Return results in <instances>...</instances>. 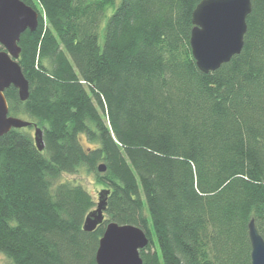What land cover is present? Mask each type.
Returning <instances> with one entry per match:
<instances>
[{
    "label": "trees",
    "instance_id": "16d2710c",
    "mask_svg": "<svg viewBox=\"0 0 264 264\" xmlns=\"http://www.w3.org/2000/svg\"><path fill=\"white\" fill-rule=\"evenodd\" d=\"M22 1L39 12L19 42L29 98L5 96L45 148L33 126L0 136V254L97 264L116 222L146 232L143 264H251L252 220L264 238V0H252L241 54L208 74L190 45L202 0ZM82 168L111 191L90 233L97 202L62 181Z\"/></svg>",
    "mask_w": 264,
    "mask_h": 264
},
{
    "label": "water",
    "instance_id": "95a60500",
    "mask_svg": "<svg viewBox=\"0 0 264 264\" xmlns=\"http://www.w3.org/2000/svg\"><path fill=\"white\" fill-rule=\"evenodd\" d=\"M252 12V0H202L193 12L194 28L190 45L198 69L203 73L217 71L241 54L247 32V18ZM39 26V12L22 0H0V136L13 129L33 126L34 140L43 151V131L37 125L10 116L5 91L14 86L22 101L29 98V82L18 59L21 54L20 38L27 30L35 32ZM106 171L104 164L98 167ZM109 189L98 194L96 208L84 222V230L93 232L105 221ZM251 264H264V238L255 221L249 223ZM149 238L136 225L108 223L96 253L97 264H143L140 251L146 249Z\"/></svg>",
    "mask_w": 264,
    "mask_h": 264
},
{
    "label": "rangeland",
    "instance_id": "374dc122",
    "mask_svg": "<svg viewBox=\"0 0 264 264\" xmlns=\"http://www.w3.org/2000/svg\"><path fill=\"white\" fill-rule=\"evenodd\" d=\"M118 2H119V0H117V3ZM114 11H115V7L109 8L105 18L103 19V21L100 25V28H99V44L101 47H103V45H104V34H105V28H106L107 21H108L109 17L114 13ZM18 118L25 120V121H29V122H32V120H33L30 116L25 115V114L18 115ZM30 132H31L32 136L34 137L35 129L32 128ZM82 143L86 148H92L95 146L85 137H83ZM62 181H70V182H73L75 184L82 185L93 196V198L95 199L96 202H98L99 192L102 189H106V188L102 187L99 183H97L94 174L88 173L86 168H82L76 174H65V175H63ZM0 264H9L8 259L2 254H0Z\"/></svg>",
    "mask_w": 264,
    "mask_h": 264
}]
</instances>
